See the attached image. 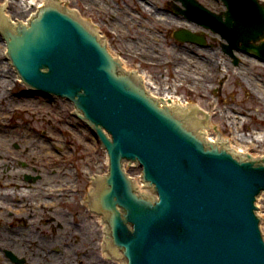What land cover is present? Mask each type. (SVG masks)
I'll use <instances>...</instances> for the list:
<instances>
[{
	"label": "water",
	"instance_id": "water-1",
	"mask_svg": "<svg viewBox=\"0 0 264 264\" xmlns=\"http://www.w3.org/2000/svg\"><path fill=\"white\" fill-rule=\"evenodd\" d=\"M179 1L181 14L228 42L236 64L239 43L264 62L259 0H222L226 20L197 0ZM0 29L19 80L70 101L108 153L109 173L90 175L94 188L85 197L103 216L106 257L120 264H264L257 213L264 157L206 140L211 114L151 96L141 75L108 52L101 31L58 0L41 4L30 21L6 17L0 4ZM176 37L205 43L189 30Z\"/></svg>",
	"mask_w": 264,
	"mask_h": 264
},
{
	"label": "rangeland",
	"instance_id": "rangeland-1",
	"mask_svg": "<svg viewBox=\"0 0 264 264\" xmlns=\"http://www.w3.org/2000/svg\"><path fill=\"white\" fill-rule=\"evenodd\" d=\"M64 1L67 8L78 11L83 20L101 31L114 58L123 61L127 69L148 76L151 80L146 86L149 93L164 98L173 92L174 97L198 105L206 114H211L209 137L217 138L221 134L232 147L256 159L264 157V62L240 52L235 54L240 58L236 64L234 57L225 55L220 49L218 36L172 11V3L181 5L177 0H147L143 6H140V0ZM197 1L218 14L227 10L221 0ZM260 2L264 4V0ZM6 3H13L9 15L15 20L27 19L28 12L35 8L31 6V0H0V4ZM144 6L154 13H149ZM96 7H102L105 13L96 12ZM181 29L206 36L213 47L206 51L194 44L178 42L174 33ZM150 43L153 46L150 47ZM0 45V72L5 78L0 80V89L5 93L0 99L3 151L8 152L13 148L11 144L17 142L21 160L27 161L30 168L36 167L44 179L52 174H57V180L65 179L68 192L54 208H58V213H65L68 227L81 233L77 236L78 241L71 239L68 232L72 230L63 229V219L58 214L46 213L45 218H57L62 227L55 224L54 228H36L51 238L49 243L39 245L51 252L52 257L57 256L55 261L49 259L53 264H64V260L67 264H120L118 259H106L101 255L99 244L103 240V225L85 203L93 186L90 175L109 171L106 150L91 128L77 117L70 101L28 90L16 76L15 68L7 66V56L2 55L3 44L0 42ZM178 52L186 53L185 60H180L185 70H182L183 66L175 65ZM205 57L213 60L212 66L211 62L204 61ZM148 59L158 60L159 64L148 63L145 61ZM188 59L196 61L199 67L190 68ZM204 75H209L208 84L202 82ZM190 78L200 79L196 83L190 82ZM75 190L78 191L74 193ZM257 206L264 237V193L258 197ZM90 226H96L99 232L94 243L88 239L92 233ZM32 249L40 252L36 245Z\"/></svg>",
	"mask_w": 264,
	"mask_h": 264
},
{
	"label": "flooded vegetation",
	"instance_id": "flooded-vegetation-1",
	"mask_svg": "<svg viewBox=\"0 0 264 264\" xmlns=\"http://www.w3.org/2000/svg\"><path fill=\"white\" fill-rule=\"evenodd\" d=\"M177 2L179 1L177 0ZM142 3L147 4V0H140V6H143ZM180 6L176 3H172V11L175 14H179L180 9H184L183 5L181 6L182 8H180ZM145 8L148 11L149 8ZM96 12L101 14L105 13L102 7H96ZM225 12L219 14L223 16L224 20H226ZM152 13H154V11ZM191 22L192 24H196L193 21ZM208 31L214 33L213 31ZM214 34L221 39L220 49L226 55L229 49L228 42L223 39L221 35ZM174 37L178 42H181L176 37V33H174ZM183 43L194 44L205 50L213 47L212 44L208 43L207 37L205 38L204 45L197 42ZM251 43L254 44V42ZM241 47L242 43H239V45L233 49V52L235 54L240 52L245 53ZM127 48L131 52H134L129 46H127ZM175 57V65H177L179 61L177 56ZM145 61L154 65L159 64V61L154 59ZM204 76L205 79H202V82L204 81L203 83L208 84V80H210L209 75ZM198 79L200 78H190L189 80L190 82L198 83ZM11 145H13V148L7 152L3 151L4 149L0 144V264H34L33 261H37V264H53L49 261V259H52L51 252L42 248V245H45L42 243H49L51 238L47 237L42 231H37L36 228H49L55 226V224H57V226L60 224V227H62V222L57 218H45L46 213L58 214L57 216L63 219V224L65 225L63 229L67 227L68 223L65 213H58V208L54 207H58V202L62 199L64 200L66 197L68 184L64 178L55 179L57 174H52L48 179H44L45 177H42L41 173H37L36 167L30 168L27 161L21 160L19 144L14 142ZM28 153L30 154L31 152L28 151ZM21 170L24 171L20 172ZM77 191L78 190H75L74 193ZM61 209L62 208L59 210ZM90 211L99 217V214L93 212L91 209ZM70 238L78 241L77 236H71ZM35 245L38 246L40 252L32 249ZM39 246H41V248Z\"/></svg>",
	"mask_w": 264,
	"mask_h": 264
},
{
	"label": "bare ground",
	"instance_id": "bare-ground-1",
	"mask_svg": "<svg viewBox=\"0 0 264 264\" xmlns=\"http://www.w3.org/2000/svg\"><path fill=\"white\" fill-rule=\"evenodd\" d=\"M48 1H51V0H31V6H34L35 8L33 9V11L32 12H28V14H27V11H23V14H27L26 16H28V18L27 19H24V20H18V21H30L31 20V18L33 17V15L36 13V11L38 10V8L41 6V4H43V3H46V2H48ZM58 1H60V0H58ZM64 1V0H63ZM63 1H60L63 5H65V1L63 2ZM8 3H6V4H1V6H2V9H3V12H4V14H5V16L6 17H9V18H12V17H10V15H9V10H10V7H12V4L13 3H9L10 5H7ZM29 3H28V5H30ZM151 13H152V10L151 9H148ZM72 12H74L77 16H81V14L80 13H78V11H76V10H71ZM31 13V14H30ZM194 26V25H193ZM94 28H96L95 26H93ZM97 29V28H96ZM0 42H1V44H3L2 45V47H1V50H2V55H5L6 54V51H7V47H8V38H5V33H4V31L3 30H1L0 29ZM103 36V35H102ZM4 38V39H3ZM103 39H104V42H106V40H105V37L103 36ZM1 46V45H0ZM145 46V45H144ZM151 46H153L151 43H150V47ZM146 48L148 47V46H145ZM109 52V51H108ZM186 54V53H185ZM185 54L183 53V52H178L177 53V58H178V61L179 62H177V67H179V65H180V67H182V70H185V66L182 64L181 65V63H180V60L181 59H184L185 60ZM115 59H119V58H115ZM205 60L204 61H206V62H211V66H212V63H214L213 62V60L211 59V58H208V57H205L204 58ZM120 60V59H119ZM190 61V68H195L196 66L197 67H199L198 65H196L195 64V62L196 61H194V60H187V62H189ZM120 63H121V65L125 68V69H127V67H125V64L123 63V61H120ZM7 66L9 65V66H12L11 64H10V59H8V57H7ZM197 64H199V63H197ZM2 65H0V67H1ZM211 66L209 67V68H211ZM13 67V66H12ZM11 70V73L13 72L12 71V69H10ZM127 70H129V69H127ZM130 71H132V72H136L137 74H139V75H141V77H142V79L144 80V85H145V88L147 89V85L148 84H151V80L150 79H148V76H144L143 74H141L139 71H137V70H130ZM1 74H3V72L1 73L0 72V80H3V75L1 76ZM182 74H184V73H182ZM16 76L17 77H19L18 76V74H16ZM5 79V78H4ZM11 79V78H10ZM146 79V80H145ZM156 88V87H155ZM153 93H155V92H153ZM4 94L5 93H3V90H2V88L0 89V99H2L3 98V96H4ZM151 94V93H150ZM152 95V94H151ZM154 95V94H153ZM154 97L155 98H157L158 100H160V102L161 103H163V104H174V103H187V104H191V103H188V102H184L183 101V98H181V97H174V95H173V92H172V94L171 93H167L166 95H165V97L164 98H160V97H157V96H155L154 95ZM196 114H204V113H202V112H197ZM207 121H208V124H205V130H203L202 132H203V137L206 139V140H208V141H210V142H214V141H217V140H219V139H221V140H223L224 142H226L228 145H230L231 146V143H230V141H227V140H225V138L223 137V136H221V134H219L218 135V137L217 138H213V137H209L208 136V132H207V130L209 129V124L211 123V120H210V117L207 119ZM107 174V173H106ZM264 193V192H263ZM262 193V194H263ZM261 194V195H262ZM260 195V196H261ZM85 203H87L89 206H90V204H89V202L86 200L85 201ZM99 216V220L101 219V223H102V228H103V240H102V244L100 243L99 244V247L102 249V256L103 257H105L106 259L108 258V257H106V249H105V241H104V226H105V222L103 221V216L102 215H98ZM66 229H68V230H72V232H68V234H69V237H71V236H80L81 235V233H79L78 231H76L72 226H69L68 227V225H67V228ZM90 232H92L91 234H89V236H88V239L91 241V242H95V240L96 239H98L99 238V236H98V231H97V227L96 226H90ZM94 237V238H93ZM51 256H53V255H51ZM57 257V256H56ZM55 257V258H56ZM96 257V256H95ZM54 257H52V259H53ZM55 258H54V261H55ZM69 260H70V258H68ZM98 259V258H97ZM108 259H110V258H108ZM117 260V259H116ZM55 264H57V263H55ZM64 264H67L66 263V261L64 260Z\"/></svg>",
	"mask_w": 264,
	"mask_h": 264
}]
</instances>
